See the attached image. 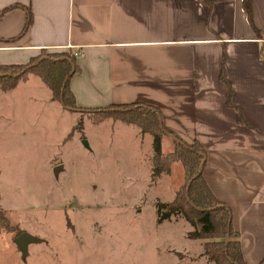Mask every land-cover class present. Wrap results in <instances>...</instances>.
<instances>
[{
	"label": "crops",
	"instance_id": "0c3cea01",
	"mask_svg": "<svg viewBox=\"0 0 264 264\" xmlns=\"http://www.w3.org/2000/svg\"><path fill=\"white\" fill-rule=\"evenodd\" d=\"M251 4L248 16L243 0H0V65H24L42 50L72 51L78 71L69 86L79 108L156 107L167 129L205 148L204 180L231 211L244 263L260 264L264 0ZM222 64L232 103L253 129L227 104ZM35 80L13 91L48 90Z\"/></svg>",
	"mask_w": 264,
	"mask_h": 264
},
{
	"label": "rangeland",
	"instance_id": "374dc122",
	"mask_svg": "<svg viewBox=\"0 0 264 264\" xmlns=\"http://www.w3.org/2000/svg\"><path fill=\"white\" fill-rule=\"evenodd\" d=\"M44 92H0V264H213L183 218L157 221L155 202L175 197L182 167L152 180L150 136ZM22 232L41 240L25 259L13 241Z\"/></svg>",
	"mask_w": 264,
	"mask_h": 264
},
{
	"label": "trees",
	"instance_id": "16d2710c",
	"mask_svg": "<svg viewBox=\"0 0 264 264\" xmlns=\"http://www.w3.org/2000/svg\"><path fill=\"white\" fill-rule=\"evenodd\" d=\"M248 16L251 13V0H243ZM3 13H0V16ZM25 28L31 22V13L26 12ZM77 57L72 51L47 52L42 50L37 57L24 65H0V92H10L26 76L32 75L43 83L51 93L53 101L59 102L69 111L89 112L104 119L119 121L135 126L142 135L151 137V178L156 180L169 174L176 163L182 167L185 183L177 189L175 197L166 203L155 202L157 221H167L172 216H180L193 231L186 234L189 240H204L202 256L213 264H246L242 259L239 234L233 231L231 211L222 204L208 188L201 169L206 157L205 148L195 141L186 144L179 139L162 121L161 114L151 105L133 104L99 108H79L70 90L69 81L77 70ZM223 66V64H222ZM220 80L227 85V104L239 113L242 123L250 128L243 113L232 103L231 87L222 67ZM171 138H170V137ZM171 141L173 148L163 152L162 139ZM204 167V166H203ZM264 264V260L260 263Z\"/></svg>",
	"mask_w": 264,
	"mask_h": 264
},
{
	"label": "water",
	"instance_id": "95a60500",
	"mask_svg": "<svg viewBox=\"0 0 264 264\" xmlns=\"http://www.w3.org/2000/svg\"><path fill=\"white\" fill-rule=\"evenodd\" d=\"M81 143H82V146L86 150L90 149L88 147L87 142L85 140H83ZM203 159H204V161H203V163L201 165V169L203 168V166H204V164L206 162L205 157ZM57 171H58V168H56L54 170L55 174H57ZM13 241L17 245V247H18L23 259H25L27 257V249H28L29 244H31V243H41V240H38L37 238L31 236L30 234L28 235V234H26L24 232H22V233L18 234L17 236H15Z\"/></svg>",
	"mask_w": 264,
	"mask_h": 264
},
{
	"label": "built area",
	"instance_id": "2783aa9c",
	"mask_svg": "<svg viewBox=\"0 0 264 264\" xmlns=\"http://www.w3.org/2000/svg\"><path fill=\"white\" fill-rule=\"evenodd\" d=\"M76 57H77V54L76 53H73Z\"/></svg>",
	"mask_w": 264,
	"mask_h": 264
}]
</instances>
